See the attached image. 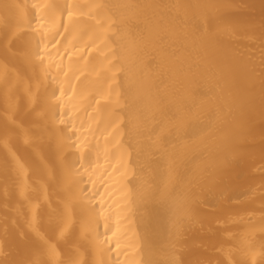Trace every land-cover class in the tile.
<instances>
[{"label": "bare ground", "instance_id": "1", "mask_svg": "<svg viewBox=\"0 0 264 264\" xmlns=\"http://www.w3.org/2000/svg\"><path fill=\"white\" fill-rule=\"evenodd\" d=\"M0 264H264V0H0Z\"/></svg>", "mask_w": 264, "mask_h": 264}]
</instances>
